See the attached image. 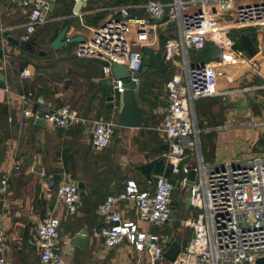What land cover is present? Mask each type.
Segmentation results:
<instances>
[{"label":"crops","instance_id":"0c3cea01","mask_svg":"<svg viewBox=\"0 0 264 264\" xmlns=\"http://www.w3.org/2000/svg\"><path fill=\"white\" fill-rule=\"evenodd\" d=\"M51 1H54L55 9L50 20L36 28L33 49H24L9 37L24 39L28 14L23 9L14 8L10 0H0V75L4 76L0 82L6 84L4 87L0 85V177L9 175L8 191L0 194V229L5 231L8 239L6 257L11 264H44L40 258L37 229L50 214H57L62 223L60 245L65 264H136L140 257L143 264H151L148 251L141 255L129 241L114 247L105 245L100 234L105 221L97 209L108 194L121 191L129 178L136 179L142 188L152 187L150 180L154 181L160 173L148 176L139 169L140 166L164 158L165 170L162 173L171 169L166 157L168 149L164 147L168 142L161 130L168 109L167 81H164L159 67L162 60L159 58L156 65H150L151 74L147 75L148 70L141 77L138 98L149 111L143 125L128 127L116 124L108 147L100 149L94 145L93 124L90 122L76 123L68 129L56 128L50 122L45 129L34 124L41 106L50 110L67 103L84 117L116 121L119 92L113 93L115 78L113 83L109 82L112 74L104 73V61L78 54L76 50L80 42L54 49L52 40L66 26L69 27L67 38L81 35L89 39L93 28L108 20L120 19L123 7H129L134 16L149 19L148 0H87L79 14L74 13L77 0ZM156 1L170 3L172 0ZM191 1L188 12H199L203 7L202 0ZM257 2L259 0H241L239 3L250 5ZM206 8L214 11L216 5L210 1ZM218 20V28L234 40V32L242 29L245 34L256 36L254 56L260 62L255 71L226 56L212 39L207 40L206 46L212 44L218 55L210 57L204 50L199 53L189 50L192 64L213 63L219 69L227 68L218 76V88L224 93L215 96L225 100L223 116L217 114V119L222 122H211L208 127H201L202 114L198 104L203 98L191 104L202 129V150L209 164L233 160L234 157L223 146L226 143L223 138L231 131L246 135L244 140L251 152L259 139L264 140V130L249 123L264 116V25L240 26L231 16H221ZM179 32L178 24L170 21L166 14L158 21L153 44L145 47L144 52L162 53L165 41L179 36ZM182 60V57H174L163 61L175 67L172 77L181 72L186 83ZM25 69L29 71L28 75L23 74ZM29 92L33 97L29 103H24L22 95ZM39 98H43L44 103H40ZM25 109L31 113L25 115ZM218 109L214 106L213 112ZM49 175H53L57 182L66 177L82 181L81 203L76 211L68 212L58 201L56 186L48 183ZM169 176L180 182V175L171 173ZM186 191L188 187L184 199H179L178 204L173 197L174 210L179 205L186 212L180 219L179 230L173 228V214L165 224L147 227L130 201L121 205L123 217L135 220L141 229H148L150 233L164 234L166 238L163 241L167 247L166 241L176 236L182 238L184 246L193 232L190 235L185 233L183 228L191 229V224L189 226L182 221H193L195 215V210L188 204ZM83 228H86V244H74L76 234ZM161 264L179 263L167 259Z\"/></svg>","mask_w":264,"mask_h":264},{"label":"built area","instance_id":"2783aa9c","mask_svg":"<svg viewBox=\"0 0 264 264\" xmlns=\"http://www.w3.org/2000/svg\"><path fill=\"white\" fill-rule=\"evenodd\" d=\"M14 8L28 14L27 34L32 38L36 28L45 23L51 0H10ZM213 2L216 10L210 11L206 4ZM241 0H202V9L188 12L191 0H172L162 3L148 0L146 9L150 18L134 16L129 7L121 8L120 19H111L93 28V35L80 42L77 53L104 61L103 71L112 74L114 63L125 64L132 79L141 80L137 74L143 67L144 48L153 44V35L158 32V21L168 14L169 20L178 24L179 36L170 37L164 43L165 59L182 57L183 74L177 73L166 83L168 109L161 130L169 148L166 153L172 173L180 175L179 181L188 187V204L198 210L197 217L183 224H191L193 235L183 246L177 262L179 264H255L264 257V157L255 156L244 161L206 163L202 150V129L191 104L196 99L223 94L218 88V76L222 72L213 63L192 64L189 50L201 51L207 40L212 39L228 57L236 59L258 70L259 58L250 56L245 50L235 47V40L218 28V17L231 16L240 26L264 25V0L242 5ZM24 75L29 71L24 70ZM122 79L114 80V90L123 91ZM33 93L22 95L29 103ZM31 110L25 109L28 115ZM46 122L56 128L68 129L81 122L93 124V142L97 148L110 145L116 121L105 118H88L67 103L45 113ZM255 125L264 120H255ZM226 127V126H225ZM197 169L194 184L188 185L187 174ZM51 186H56L58 201L68 212H74L81 203V188L69 179L57 182L53 175L47 177ZM152 187L142 188L138 181L129 178L124 188L108 194L98 205V213L105 223L100 228L101 237L107 247L124 241L142 253L146 250L151 264L167 260L164 234L150 233L140 228L133 219L123 217L121 205L133 202L138 217L147 227L163 225L171 218L173 195L176 183L165 172L156 176ZM9 187V175L0 177V194ZM61 218L50 214L38 226L37 239L40 258L44 264H65L61 252ZM7 235L0 229V264H11L6 257ZM140 255V256H141ZM140 257L136 264H143Z\"/></svg>","mask_w":264,"mask_h":264},{"label":"water","instance_id":"95a60500","mask_svg":"<svg viewBox=\"0 0 264 264\" xmlns=\"http://www.w3.org/2000/svg\"><path fill=\"white\" fill-rule=\"evenodd\" d=\"M87 0H77L74 6V13L79 14L83 8ZM55 4L54 1H51V6L49 12L46 14L45 20H50L52 13L54 12ZM69 27L66 26L62 28L57 36L52 40V46L54 49H58L64 45L69 43L84 42L86 39L84 36L78 35L72 38H67L66 34ZM9 39L19 45L24 49H33L34 37L31 39H17L13 37H9ZM151 53L150 51H146L144 54L143 67L141 71L137 74V76L142 77L149 69L151 65ZM221 71H226V67H221ZM115 79H122L124 82V90L119 92L120 98V106L116 116V124L120 126H128V127H141L144 123L145 116L149 113L147 107L140 103L138 98V89L141 83V80L137 81L132 79L131 72L128 70L127 66L122 63H114L112 67V75L109 79L110 83H113ZM0 79L3 80L4 76L0 75ZM1 86H5L4 81L0 82ZM115 93V90L113 91ZM114 95L110 97L113 98ZM40 103H44L43 98H39ZM48 109H45L43 106L39 108L36 114V118L34 124L37 128H47V122L45 119V113L48 112ZM164 147L168 149V143H165ZM255 152H263L264 151V140L259 139L254 147ZM197 176V169L191 168L187 174L186 182L188 185H192L195 182ZM80 188L84 187L82 181H75ZM188 191H186L187 193ZM86 228H83L80 232L76 234V237L73 241L74 244L77 245H85L86 241L84 240ZM166 243H168V247L165 251V256L169 261L175 262L183 248L182 238L180 236L170 237ZM255 264H264V257H260L256 260Z\"/></svg>","mask_w":264,"mask_h":264},{"label":"trees","instance_id":"16d2710c","mask_svg":"<svg viewBox=\"0 0 264 264\" xmlns=\"http://www.w3.org/2000/svg\"><path fill=\"white\" fill-rule=\"evenodd\" d=\"M233 36L235 38V41H236L235 42V46L237 48L245 50L250 56H254V54L257 51L255 49L256 36H251V35L245 34L243 29L235 31ZM203 50L210 57L212 55H218V53H219L218 50L212 44H207V46L204 47L201 51H203ZM195 52L199 53L200 51H195ZM164 54H165L164 50H163L162 53H159V54H156L153 51H151V58H150L151 59V67L156 65L158 63L159 58H160L162 60V62L159 64L160 73L163 76L164 81H168L172 77V75H173V73L175 71V67L172 66L171 64L165 63L163 61V60H165V55ZM151 73H152V71L149 70L147 72V75L151 74ZM207 98H209V97L201 99L199 101L198 107L200 108L202 114L205 115V113H208L209 115H211V114L215 113V112H213V107L215 106V102H214V100H209ZM215 118H216V120H213L212 124H219V123L222 122V120L220 121V120L217 119L218 117H217L216 113H215ZM202 143H203V139H202ZM139 169L142 172H144L145 174H147L148 176H152L154 173H158V174L162 173L165 170V159L164 158H158V159L154 160L151 163H147V164H144V165L140 166ZM166 172L169 175L172 173L171 169L170 170L167 169ZM174 182L177 185L178 182L176 180H174ZM186 243H185V245H186Z\"/></svg>","mask_w":264,"mask_h":264},{"label":"rangeland","instance_id":"374dc122","mask_svg":"<svg viewBox=\"0 0 264 264\" xmlns=\"http://www.w3.org/2000/svg\"><path fill=\"white\" fill-rule=\"evenodd\" d=\"M207 99L214 100L215 106L219 107V109L216 110L215 113L223 116L224 109H226L225 100L221 96L220 97H215V96L209 97ZM215 113L211 114V115H209L208 113H205V115L201 113L202 118L200 119V126L201 127H204V126L208 127V125H209L208 123H211L214 120ZM107 116H108V118H111L110 115H107ZM256 119L264 120V116H259ZM254 121L255 120H253V121L251 120V121H249V123L254 122ZM258 126H259L258 129L260 128V129L264 130V124L258 125ZM214 133H216V132H214ZM223 139H224V142H226L223 146H225L226 150L229 152V154L234 157L233 161H235V162L247 160L246 158L249 159V158H252L255 156H259V155L264 157V151L263 152H254V151L251 152L249 150V148L247 147V142L244 140V139H246V135L242 132L235 133V131L234 132L231 131ZM224 162H216V163H224ZM186 189H187L186 185H183L180 182L177 183L176 189H175V192L173 195V197L175 198L176 204H178L179 199L181 201L184 199V192ZM191 209H193V210H195V212H197L196 208L191 207ZM188 211H190V209ZM195 212H193L195 214L194 219L197 217V214ZM185 213L186 212L182 211V209L179 207V205H178L177 209H175L173 211V223H174L173 228H175L176 230H179V228H181L180 219L183 215H185ZM189 215L191 216V214H189ZM189 226H190V224H189ZM183 229H185V233H187L188 235L191 234V231L193 232L192 226H191V229H190V227H184Z\"/></svg>","mask_w":264,"mask_h":264}]
</instances>
